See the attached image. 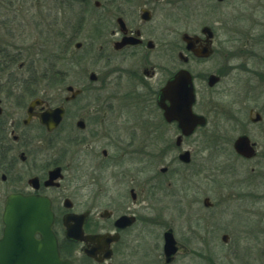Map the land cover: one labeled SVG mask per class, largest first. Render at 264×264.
<instances>
[{
  "label": "flooded vegetation",
  "instance_id": "1",
  "mask_svg": "<svg viewBox=\"0 0 264 264\" xmlns=\"http://www.w3.org/2000/svg\"><path fill=\"white\" fill-rule=\"evenodd\" d=\"M54 1L65 17L61 33L49 32L53 45L62 38L58 53L48 59L51 72L35 77L33 64H15L17 53H9L4 45L0 48V238L7 197L40 196L50 202L52 231L62 261L112 264L125 256L134 239L142 237L144 227L160 221L145 216L140 207L149 193L145 183L136 182L131 174L107 171L116 168V155L126 161L134 148H139L142 159L157 155L165 161L172 154L159 169L164 179L176 162L184 168L192 165V139L205 130L214 110L197 111L198 79L190 65L218 55L216 29L208 25L198 32L166 28L165 9L174 0ZM76 7L80 11L70 19V9ZM105 7L107 13L99 12ZM101 59L103 71L88 70L87 64H100ZM60 64L61 70L55 67ZM15 66L21 76H11ZM181 70L190 76L192 113L203 120L188 134L177 122L165 119L169 101L161 93ZM210 76L218 78L211 86ZM222 77L206 75L205 89L214 90ZM57 108H62L61 119L48 130L40 115ZM262 120L259 112L248 111V125ZM139 133L142 140H137ZM242 135L256 150L257 143ZM154 147L157 152L150 150ZM205 199L203 206L211 207ZM168 230L175 240L172 229L161 233L163 264H171L179 250L175 240L177 251L165 262Z\"/></svg>",
  "mask_w": 264,
  "mask_h": 264
},
{
  "label": "rangeland",
  "instance_id": "2",
  "mask_svg": "<svg viewBox=\"0 0 264 264\" xmlns=\"http://www.w3.org/2000/svg\"><path fill=\"white\" fill-rule=\"evenodd\" d=\"M78 9H70V19ZM62 13L54 0H0V48L17 53L15 64H33L35 77L46 75L51 72L48 59L62 42L59 38L51 44L49 32H62ZM163 23L181 32L215 27L218 55L190 65L198 79L196 109L214 113L192 139V165L184 168L176 162L165 179L159 169L172 154L165 161L157 155L142 159L139 148L126 161L116 155V168L107 172L131 174L145 183L149 193L140 207L160 224L144 227L142 237L112 264H163L161 233L168 228L179 246L171 264H264V0H174L166 6ZM104 61L87 68L101 72ZM10 71L13 77L22 75L16 66ZM208 74L223 75L212 91L205 89ZM250 109L261 114L260 124L248 125ZM241 134L257 143L251 159L240 158L232 148ZM205 198L211 207L203 206Z\"/></svg>",
  "mask_w": 264,
  "mask_h": 264
},
{
  "label": "water",
  "instance_id": "3",
  "mask_svg": "<svg viewBox=\"0 0 264 264\" xmlns=\"http://www.w3.org/2000/svg\"><path fill=\"white\" fill-rule=\"evenodd\" d=\"M183 39L187 42L190 40L186 35H183ZM217 79L210 76L208 85H213ZM161 93L169 101V107L164 109L165 119L177 122L183 134L190 133L197 124L203 123L201 117L192 113L194 95L187 71H179L166 83ZM61 114L62 108H57L40 115V118L47 129L51 130L58 125ZM232 148L242 158L251 159L255 156L256 151L245 135L239 136ZM185 156L187 155L184 154L183 158ZM2 222L4 227L0 238V264H71L60 259L57 239L52 231L53 213L48 199L11 194L4 204ZM226 239L227 236L223 235L222 241L225 242ZM176 251V242L168 230L164 234L163 245L166 263L171 261Z\"/></svg>",
  "mask_w": 264,
  "mask_h": 264
}]
</instances>
